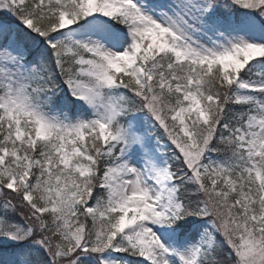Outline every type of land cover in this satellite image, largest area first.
Masks as SVG:
<instances>
[{"label":"snow or ice","instance_id":"6c2138e0","mask_svg":"<svg viewBox=\"0 0 264 264\" xmlns=\"http://www.w3.org/2000/svg\"><path fill=\"white\" fill-rule=\"evenodd\" d=\"M0 264H264V0H0Z\"/></svg>","mask_w":264,"mask_h":264}]
</instances>
